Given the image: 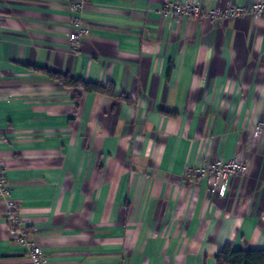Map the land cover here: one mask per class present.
I'll return each mask as SVG.
<instances>
[{"label":"crops","instance_id":"crops-1","mask_svg":"<svg viewBox=\"0 0 264 264\" xmlns=\"http://www.w3.org/2000/svg\"><path fill=\"white\" fill-rule=\"evenodd\" d=\"M0 0V159L46 264H217L264 250V15H164L264 0ZM48 72L112 85L65 88ZM78 96V98H77ZM240 158L225 198L188 171ZM0 264H31L8 235Z\"/></svg>","mask_w":264,"mask_h":264},{"label":"built area","instance_id":"built-area-1","mask_svg":"<svg viewBox=\"0 0 264 264\" xmlns=\"http://www.w3.org/2000/svg\"><path fill=\"white\" fill-rule=\"evenodd\" d=\"M90 0H82L80 4L74 5L78 16L72 19V31L69 35L70 47L73 51L77 50L82 39L89 35V30L84 27L83 13L86 11ZM164 15H171L177 19L205 18L210 20L215 26H221L228 21L252 15L261 17L264 15V2H256L253 5L235 6L229 5L223 10L206 11L201 4L188 2L178 4L168 1L163 8ZM264 136V121L259 123L254 129V137ZM247 172V164L240 158H234L230 161H216L213 165L199 167L188 171L186 176L193 179L194 182L200 179H206L209 186L215 192H218L221 198H225L229 191V181L233 177L243 176ZM12 190L9 186L6 170L0 159V203L4 206V218L8 224V235L17 245L26 249L31 264H46V257L43 250L36 240L34 233L26 226L21 210L16 201L12 199Z\"/></svg>","mask_w":264,"mask_h":264},{"label":"trees","instance_id":"trees-1","mask_svg":"<svg viewBox=\"0 0 264 264\" xmlns=\"http://www.w3.org/2000/svg\"><path fill=\"white\" fill-rule=\"evenodd\" d=\"M49 78L69 89H82L86 93H96L109 97H116L112 85L104 87L99 84L85 83L68 75L48 72ZM78 98V96H77ZM217 264H264V250H234L232 246H226L216 256Z\"/></svg>","mask_w":264,"mask_h":264}]
</instances>
